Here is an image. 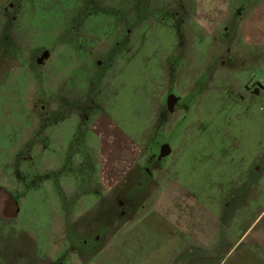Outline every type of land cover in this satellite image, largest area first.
I'll return each mask as SVG.
<instances>
[{"label": "rangeland", "instance_id": "374dc122", "mask_svg": "<svg viewBox=\"0 0 264 264\" xmlns=\"http://www.w3.org/2000/svg\"><path fill=\"white\" fill-rule=\"evenodd\" d=\"M201 3L0 0L3 217L16 206L5 191L17 201L0 264L15 260L10 232L52 250L58 220H127L164 185L210 207L234 182L264 191V69L225 53L197 23ZM189 224L198 234L202 222Z\"/></svg>", "mask_w": 264, "mask_h": 264}, {"label": "crops", "instance_id": "0c3cea01", "mask_svg": "<svg viewBox=\"0 0 264 264\" xmlns=\"http://www.w3.org/2000/svg\"><path fill=\"white\" fill-rule=\"evenodd\" d=\"M197 1H202L197 23L207 22L206 28L225 53L237 58L245 71L264 69V0ZM260 87L264 92V78ZM240 182L229 186L227 193L233 197L226 205L220 200L215 204L217 198L208 195L213 207L208 203L194 206L193 192L187 186L164 185L163 190H151L149 197L154 201H143L127 220H58L62 237L52 250L46 249L43 239L34 247L37 241L30 235L29 248L20 247L15 230L10 232L7 254L9 258L14 255L13 264H62L56 261L62 255L67 256V264H264V207H251L264 191H254L258 185L254 180ZM225 188L218 184V193L226 194ZM245 202L246 212L242 209ZM245 215L250 219L241 220ZM194 221L202 222L196 225L198 234L190 231L189 223ZM184 227H190L187 233ZM2 253L1 248L0 258ZM39 254L45 259H39Z\"/></svg>", "mask_w": 264, "mask_h": 264}, {"label": "flooded vegetation", "instance_id": "af4514ba", "mask_svg": "<svg viewBox=\"0 0 264 264\" xmlns=\"http://www.w3.org/2000/svg\"><path fill=\"white\" fill-rule=\"evenodd\" d=\"M2 190V188L0 187V191ZM6 192V191H5ZM7 193V192H6ZM9 194H10V197H11V199L10 200H13V202H16L17 203V201H16V198H15V196H14V194L12 193V192H9ZM0 197H2V194H1V192H0ZM17 209V208H16ZM3 215H2V212H0V223L3 221V222H12V221H15V219H16V217L15 218H11L10 220H8V219H6V218H4V219H6V220H3Z\"/></svg>", "mask_w": 264, "mask_h": 264}, {"label": "water", "instance_id": "95a60500", "mask_svg": "<svg viewBox=\"0 0 264 264\" xmlns=\"http://www.w3.org/2000/svg\"><path fill=\"white\" fill-rule=\"evenodd\" d=\"M2 191V190H1ZM0 191V192H1ZM6 193V192H5ZM6 194H8V197H9V199H11V197H10V194L9 193H6ZM14 204L16 205L14 208H15V210H14V213L17 211V203L16 202H14ZM12 210V209H11ZM1 211V210H0ZM2 212V211H1ZM3 213V212H2ZM14 213H11V214H8V215H6V217H4V218H6V219H11L15 214Z\"/></svg>", "mask_w": 264, "mask_h": 264}]
</instances>
